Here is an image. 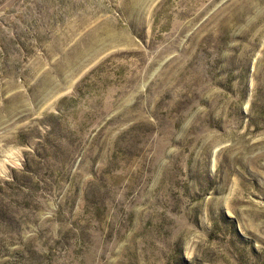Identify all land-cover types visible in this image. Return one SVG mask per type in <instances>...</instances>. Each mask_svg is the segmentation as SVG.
<instances>
[{
    "label": "rangeland",
    "instance_id": "1",
    "mask_svg": "<svg viewBox=\"0 0 264 264\" xmlns=\"http://www.w3.org/2000/svg\"><path fill=\"white\" fill-rule=\"evenodd\" d=\"M0 264H264V0H0Z\"/></svg>",
    "mask_w": 264,
    "mask_h": 264
}]
</instances>
